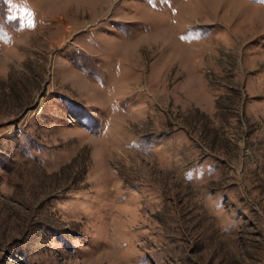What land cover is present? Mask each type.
<instances>
[{"label": "rangeland", "instance_id": "1", "mask_svg": "<svg viewBox=\"0 0 264 264\" xmlns=\"http://www.w3.org/2000/svg\"><path fill=\"white\" fill-rule=\"evenodd\" d=\"M0 264H264V0H0Z\"/></svg>", "mask_w": 264, "mask_h": 264}]
</instances>
